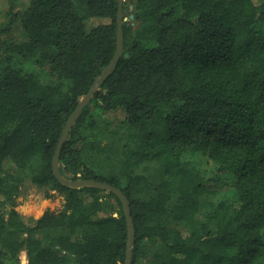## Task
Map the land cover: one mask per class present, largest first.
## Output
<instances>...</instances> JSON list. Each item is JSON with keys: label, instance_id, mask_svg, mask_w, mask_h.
I'll list each match as a JSON object with an SVG mask.
<instances>
[{"label": "trees", "instance_id": "obj_1", "mask_svg": "<svg viewBox=\"0 0 264 264\" xmlns=\"http://www.w3.org/2000/svg\"><path fill=\"white\" fill-rule=\"evenodd\" d=\"M117 6L8 0L0 264L23 252L27 264L124 263L120 199L62 185L51 168L115 52ZM122 18V54L71 126L61 174L126 195L131 264H264V0H124ZM27 183L54 203L37 217L20 210Z\"/></svg>", "mask_w": 264, "mask_h": 264}, {"label": "water", "instance_id": "obj_2", "mask_svg": "<svg viewBox=\"0 0 264 264\" xmlns=\"http://www.w3.org/2000/svg\"><path fill=\"white\" fill-rule=\"evenodd\" d=\"M118 6H117V30H116V49L115 52L109 61V63L103 67L102 72L98 74L93 83L91 84L88 91L81 97V99L78 101L77 105L71 112V114L68 116L65 125L63 127L61 136L57 142L54 155L52 158V173L56 177V179L62 184L70 188H100L107 192L114 193L121 201L124 215L126 218L127 223V243H126V253H125V260L123 264H131V253H132V240L134 235V228H133V222L130 214V206L129 201L126 195L122 192L120 188L117 186H114L110 183L95 180V179H84V178H76V179H69L64 177L59 168H58V162H59V156L61 152V148L63 143L68 138V133L71 128V126L74 124L78 116L80 115L81 111L83 110L84 106L89 102L91 97L93 96V93L96 89H98L101 84L104 82V80L112 73V71L115 69L118 60L122 54L123 50V32H122V4L124 0H117ZM132 15H130V18ZM127 55V54H125Z\"/></svg>", "mask_w": 264, "mask_h": 264}, {"label": "rangeland", "instance_id": "obj_3", "mask_svg": "<svg viewBox=\"0 0 264 264\" xmlns=\"http://www.w3.org/2000/svg\"><path fill=\"white\" fill-rule=\"evenodd\" d=\"M8 7V0H0V18L3 15V12ZM224 188V186H223ZM54 205L53 201L45 198L44 191L38 190L30 184H26L25 191L21 200L20 210L31 214L34 217H37L43 213L49 207ZM174 227L186 230L187 227L181 222H173ZM23 255V253H21ZM21 255V258H22Z\"/></svg>", "mask_w": 264, "mask_h": 264}, {"label": "built area", "instance_id": "obj_4", "mask_svg": "<svg viewBox=\"0 0 264 264\" xmlns=\"http://www.w3.org/2000/svg\"><path fill=\"white\" fill-rule=\"evenodd\" d=\"M20 264H27V257H26L24 252H23L22 258L20 260Z\"/></svg>", "mask_w": 264, "mask_h": 264}]
</instances>
